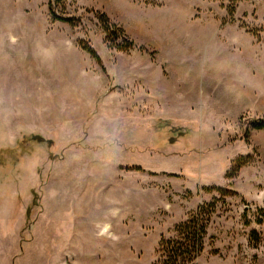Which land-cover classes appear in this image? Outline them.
Instances as JSON below:
<instances>
[{
    "label": "rangeland",
    "instance_id": "rangeland-1",
    "mask_svg": "<svg viewBox=\"0 0 264 264\" xmlns=\"http://www.w3.org/2000/svg\"><path fill=\"white\" fill-rule=\"evenodd\" d=\"M187 2L0 0V264H154L203 205L196 264H264V128L250 125L264 114L205 136L225 91L197 84L200 57L186 62L193 83L171 56L200 48L199 24L177 19L222 18L260 39L264 0Z\"/></svg>",
    "mask_w": 264,
    "mask_h": 264
},
{
    "label": "crops",
    "instance_id": "crops-1",
    "mask_svg": "<svg viewBox=\"0 0 264 264\" xmlns=\"http://www.w3.org/2000/svg\"><path fill=\"white\" fill-rule=\"evenodd\" d=\"M175 4V9L191 7L187 0H175ZM241 10L246 11V9ZM262 14L264 16V8ZM221 15L223 16V13ZM176 22L188 26L198 23L200 26L199 29H194L199 31L200 35L199 50L192 49V46L185 44L183 49H176L171 53L172 57L187 59L183 62L185 64L179 73L187 79H192L193 75L196 77L197 71H199L196 67L197 64L186 62L188 58L200 57L203 60L200 63L201 76H198L200 80L197 84L200 85V88L208 89L209 84L213 82L216 89L222 88L225 91L222 103L225 107L216 116V120L210 119V122L216 123L205 124V136H210L212 132H216V136L221 138L222 129L223 132H226L228 122L237 119L243 112L264 114V35L258 39L245 27L239 26L238 23L228 22L222 25V18H209L207 15L194 21L177 19ZM188 30L192 31L193 29ZM50 46H54V44ZM34 53L33 56H39L36 52ZM41 56L50 59L49 66H52V70L59 65L58 59H56V66L51 60L55 53L46 55L43 52ZM219 80L227 82L222 84ZM194 82L197 81H194L193 78Z\"/></svg>",
    "mask_w": 264,
    "mask_h": 264
},
{
    "label": "trees",
    "instance_id": "trees-1",
    "mask_svg": "<svg viewBox=\"0 0 264 264\" xmlns=\"http://www.w3.org/2000/svg\"><path fill=\"white\" fill-rule=\"evenodd\" d=\"M103 28L106 31V37L113 41L119 40L124 35L122 29L118 33L109 29V20L106 16L101 19ZM126 48L132 46V42H127ZM91 57L99 61L96 52L85 45L82 47ZM253 128H264V117L250 121ZM249 132V131H248ZM248 132L245 130L244 138L248 139ZM220 191V189L218 188ZM209 206H211L209 204ZM207 207V206H206ZM206 207L200 206L194 213L190 214L186 220L178 223L174 227V235L170 238L162 237L157 248V259L154 264H196L195 260L203 252V240L206 234L207 219L209 214ZM259 213L264 219V209H259Z\"/></svg>",
    "mask_w": 264,
    "mask_h": 264
}]
</instances>
